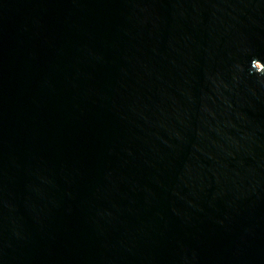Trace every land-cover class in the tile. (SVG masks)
<instances>
[{
    "label": "water",
    "instance_id": "1",
    "mask_svg": "<svg viewBox=\"0 0 264 264\" xmlns=\"http://www.w3.org/2000/svg\"><path fill=\"white\" fill-rule=\"evenodd\" d=\"M254 71L264 0H0V264H264Z\"/></svg>",
    "mask_w": 264,
    "mask_h": 264
},
{
    "label": "clouds",
    "instance_id": "2",
    "mask_svg": "<svg viewBox=\"0 0 264 264\" xmlns=\"http://www.w3.org/2000/svg\"><path fill=\"white\" fill-rule=\"evenodd\" d=\"M254 61H257V60H253L252 62H251V65H252V63L254 62ZM259 62V61H258ZM252 69V68H251ZM255 72V71H254ZM256 73V72H255ZM256 74H258V75H264V73H256Z\"/></svg>",
    "mask_w": 264,
    "mask_h": 264
}]
</instances>
